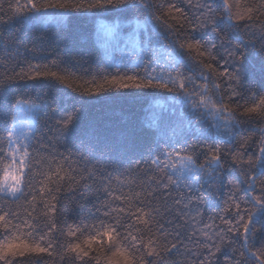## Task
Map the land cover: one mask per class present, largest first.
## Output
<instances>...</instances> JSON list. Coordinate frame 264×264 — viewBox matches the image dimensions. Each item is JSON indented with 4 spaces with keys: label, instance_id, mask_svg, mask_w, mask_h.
Listing matches in <instances>:
<instances>
[{
    "label": "snow or ice",
    "instance_id": "obj_1",
    "mask_svg": "<svg viewBox=\"0 0 264 264\" xmlns=\"http://www.w3.org/2000/svg\"><path fill=\"white\" fill-rule=\"evenodd\" d=\"M0 264H264V0H0Z\"/></svg>",
    "mask_w": 264,
    "mask_h": 264
},
{
    "label": "trees",
    "instance_id": "obj_2",
    "mask_svg": "<svg viewBox=\"0 0 264 264\" xmlns=\"http://www.w3.org/2000/svg\"><path fill=\"white\" fill-rule=\"evenodd\" d=\"M84 31L92 32L93 26L91 22L78 21L73 28L74 33H82ZM95 36L93 35L88 41V48L91 50L92 43L95 41ZM103 39V38H102ZM98 46V45H97ZM51 95L58 97V101L61 104H66L67 100V91L61 90L57 92L55 89L52 90ZM133 107L132 102H125L123 100L116 101L109 106L100 107L99 105L93 106L89 112L85 115V120H98L105 123L116 122L123 111H128ZM134 110L137 115L140 114L141 108L140 103L136 102L134 105ZM211 214V212H209Z\"/></svg>",
    "mask_w": 264,
    "mask_h": 264
},
{
    "label": "rangeland",
    "instance_id": "obj_3",
    "mask_svg": "<svg viewBox=\"0 0 264 264\" xmlns=\"http://www.w3.org/2000/svg\"><path fill=\"white\" fill-rule=\"evenodd\" d=\"M117 55H118V53H117ZM26 122V121H25ZM27 129H25V131H26Z\"/></svg>",
    "mask_w": 264,
    "mask_h": 264
}]
</instances>
